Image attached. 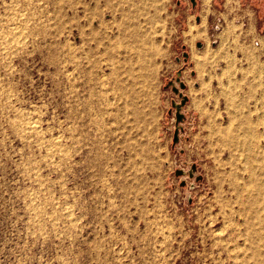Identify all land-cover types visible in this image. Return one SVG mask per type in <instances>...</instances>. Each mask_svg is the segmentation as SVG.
Instances as JSON below:
<instances>
[{
	"label": "rangeland",
	"instance_id": "374dc122",
	"mask_svg": "<svg viewBox=\"0 0 264 264\" xmlns=\"http://www.w3.org/2000/svg\"><path fill=\"white\" fill-rule=\"evenodd\" d=\"M222 2L0 0V264H264V38L212 46Z\"/></svg>",
	"mask_w": 264,
	"mask_h": 264
},
{
	"label": "crops",
	"instance_id": "0c3cea01",
	"mask_svg": "<svg viewBox=\"0 0 264 264\" xmlns=\"http://www.w3.org/2000/svg\"><path fill=\"white\" fill-rule=\"evenodd\" d=\"M233 10V11H232ZM260 9L256 8H251L250 6H246L245 8H238L235 10L234 9H229L225 12L226 17L229 18V21L236 23V25L243 27V33H240L239 35L244 42L252 43L254 44L255 41H257V36L262 39L264 36L261 34H248L247 29L245 28L246 24L247 26L251 24H259L260 19V14H259ZM231 15V17H229ZM245 28V29H244ZM248 28V27H247ZM199 44H204V43H199L197 42V45ZM205 47V44H204ZM204 49V48H203Z\"/></svg>",
	"mask_w": 264,
	"mask_h": 264
},
{
	"label": "built area",
	"instance_id": "2783aa9c",
	"mask_svg": "<svg viewBox=\"0 0 264 264\" xmlns=\"http://www.w3.org/2000/svg\"><path fill=\"white\" fill-rule=\"evenodd\" d=\"M223 4H222V9L224 10L226 8L225 11L221 13H219L218 15H215L214 19H213V24H212V27H211V41H210V44L212 46H218L219 43H220V34L222 33L223 29L225 28L226 26V19H225V12L229 9H238V8H245L246 7V3L243 2V0H239L240 2V6L237 7V5H234L235 3L233 2L231 5H227V2L228 0H222ZM195 4V3H193ZM245 4V5H244ZM199 48L200 49H203L204 48V44H199ZM181 80V79H180Z\"/></svg>",
	"mask_w": 264,
	"mask_h": 264
},
{
	"label": "water",
	"instance_id": "95a60500",
	"mask_svg": "<svg viewBox=\"0 0 264 264\" xmlns=\"http://www.w3.org/2000/svg\"><path fill=\"white\" fill-rule=\"evenodd\" d=\"M178 82H179V84H180V88H181L182 90H185V89H186V85H185L183 82H181L180 79H178ZM175 90H176V92H179L178 89L175 88ZM187 101H188V98L182 96V104H181V105H185V104L187 103ZM181 105H180V106H181ZM180 106H179V107H180ZM179 107H178V112L180 113V109H179ZM178 117H179V118H178L179 121H181V120L183 119L182 114H178Z\"/></svg>",
	"mask_w": 264,
	"mask_h": 264
},
{
	"label": "bare ground",
	"instance_id": "6f19581e",
	"mask_svg": "<svg viewBox=\"0 0 264 264\" xmlns=\"http://www.w3.org/2000/svg\"><path fill=\"white\" fill-rule=\"evenodd\" d=\"M192 32V31H191ZM194 36V35H193ZM13 42V41H12ZM200 49V48H199ZM179 109H180V107H179Z\"/></svg>",
	"mask_w": 264,
	"mask_h": 264
}]
</instances>
